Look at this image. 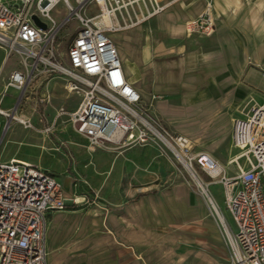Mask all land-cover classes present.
Listing matches in <instances>:
<instances>
[{"label": "crops", "instance_id": "0c3cea01", "mask_svg": "<svg viewBox=\"0 0 264 264\" xmlns=\"http://www.w3.org/2000/svg\"><path fill=\"white\" fill-rule=\"evenodd\" d=\"M206 1L164 0L169 5L160 14L112 39L142 104L231 173L234 166H226L236 155L227 150L232 122L264 103V0H211L213 33L187 31V22L199 21ZM5 62L2 51L0 71ZM4 91L18 92L6 84ZM153 151L124 148L108 167L115 181H106L103 195L96 193L87 203L75 204L73 199L84 198L74 197L64 183L66 208L50 213L45 228L47 264H174L176 252L182 264L184 252H203L183 233L186 222L205 225L202 202L191 196L154 199L156 180L143 170ZM15 156L5 161L27 162L26 152L18 155L24 159ZM217 249L225 252L221 244Z\"/></svg>", "mask_w": 264, "mask_h": 264}, {"label": "built area", "instance_id": "2783aa9c", "mask_svg": "<svg viewBox=\"0 0 264 264\" xmlns=\"http://www.w3.org/2000/svg\"><path fill=\"white\" fill-rule=\"evenodd\" d=\"M59 3L67 16L55 22L52 11ZM168 5L164 0H0V49L6 60L16 55L20 67L9 73L6 88L21 92L40 73L67 78L68 91L80 96L68 115L77 135L102 149L163 147L187 172L220 183L235 230L227 225V233L211 207L210 215L223 231L231 264H264V103L233 120L230 144L238 153L229 173L142 104L108 34L144 24ZM70 20L77 23L74 34L59 51V31ZM187 31L213 33L211 0L198 22H187ZM19 122L26 127V120ZM65 208L61 185L47 170L21 160L0 161V264H47L48 216Z\"/></svg>", "mask_w": 264, "mask_h": 264}, {"label": "rangeland", "instance_id": "374dc122", "mask_svg": "<svg viewBox=\"0 0 264 264\" xmlns=\"http://www.w3.org/2000/svg\"><path fill=\"white\" fill-rule=\"evenodd\" d=\"M66 16L67 11L64 6L61 3L57 4L52 11L55 22ZM76 25L74 20H70L59 31V51L67 49ZM119 33L108 34L111 38L117 39ZM1 56L2 51H0ZM19 68L18 57L12 54L0 71V109L16 118L15 120L0 114V161H5L12 153L16 154V158L24 159L18 155L26 152L27 162L47 169L59 178L62 183V193L66 182L71 194L74 197H83L85 202L93 199L96 193L103 195L106 184L108 185L106 181H115L108 172V167L116 158L125 154L124 152L120 154L123 149L90 146L85 139L74 132L68 115L80 101V96L68 91L67 78L61 74L40 73L21 92L4 91V85L8 81V71ZM19 120H26V127ZM15 126L20 127L21 132ZM46 129L49 131L46 132ZM20 134L21 137L13 141ZM137 147H153L154 150L153 154L147 157L150 166H147L148 169L143 168L144 171L152 172L153 180H156L158 192L154 199L173 198L179 201L186 199L187 196L198 197L204 207L207 216L205 225L203 223L197 226L193 221L186 222L187 230L183 231L191 247L201 249L203 252H184L185 260L182 264H231V253L223 231L218 220L210 215L211 208L190 173L163 147L156 145ZM22 149L24 152L21 151ZM227 150L228 153L232 152V155L238 153V150L231 146L227 147ZM223 153L227 157L224 151ZM226 168L232 169L231 165ZM195 175L204 183L206 192L208 190L214 198L212 199L215 200L224 223L231 230H235L225 206V194L221 184L212 183V179L199 171H196ZM213 241L215 245L210 244ZM219 244L225 252H218ZM180 259V252H176L173 257L174 264H179Z\"/></svg>", "mask_w": 264, "mask_h": 264}, {"label": "bare ground", "instance_id": "6f19581e", "mask_svg": "<svg viewBox=\"0 0 264 264\" xmlns=\"http://www.w3.org/2000/svg\"><path fill=\"white\" fill-rule=\"evenodd\" d=\"M0 114H3V115L5 114V116L12 117V114H6V112L3 109H0ZM12 118H14V116ZM188 172L193 177V179L197 182L196 184L199 187V189L201 190V192H203V194H204L203 196H205L208 205L214 210L215 215L216 216L218 215L217 217H219L218 218L219 221L223 224L224 228L227 230L226 232L229 233L226 223H224L222 217L220 216L218 207L216 206V204H215L214 200L212 199V197H210L208 195V193L206 192L205 187H204V183L200 182V180L197 178V176L194 174L193 171H191V172L188 171ZM76 200H77V202H79V199L76 198Z\"/></svg>", "mask_w": 264, "mask_h": 264}, {"label": "water", "instance_id": "95a60500", "mask_svg": "<svg viewBox=\"0 0 264 264\" xmlns=\"http://www.w3.org/2000/svg\"><path fill=\"white\" fill-rule=\"evenodd\" d=\"M32 19L37 26L41 27L42 29L45 28V25L41 23L35 16H32Z\"/></svg>", "mask_w": 264, "mask_h": 264}]
</instances>
